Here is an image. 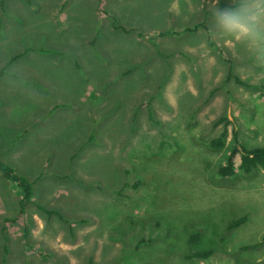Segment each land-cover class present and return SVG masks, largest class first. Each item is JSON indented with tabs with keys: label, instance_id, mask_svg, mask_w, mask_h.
I'll list each match as a JSON object with an SVG mask.
<instances>
[{
	"label": "rangeland",
	"instance_id": "rangeland-1",
	"mask_svg": "<svg viewBox=\"0 0 264 264\" xmlns=\"http://www.w3.org/2000/svg\"><path fill=\"white\" fill-rule=\"evenodd\" d=\"M233 5L0 0V162L35 189L7 222L0 171V264H264V169L218 174L264 146V61L211 27Z\"/></svg>",
	"mask_w": 264,
	"mask_h": 264
},
{
	"label": "trees",
	"instance_id": "trees-1",
	"mask_svg": "<svg viewBox=\"0 0 264 264\" xmlns=\"http://www.w3.org/2000/svg\"><path fill=\"white\" fill-rule=\"evenodd\" d=\"M198 28V27H197ZM195 29H188V31H196ZM161 36H164L165 33H161ZM4 74L3 71H0V76ZM236 82L242 85H245V83L239 79L235 78ZM223 120H226V118H223ZM228 135V130L225 129L224 132L218 137L211 140L209 143V146L214 151H219L225 147L226 138ZM5 165L0 162V171L3 174V176L8 180L9 183H11L22 194V200L20 201L21 211L20 214L14 218L13 220L7 219V222H19L21 224L25 223V217L23 216L25 213V207L24 204L27 201H32L35 189H34V183L30 182L29 179L16 175L12 170H8V168L4 167ZM261 169H264V146L262 147H255V148H248L245 147L240 140L238 139L237 134L234 136V144L233 147L230 150L229 155L227 156L226 163L224 166L220 167L218 169V174L223 177H233L238 172H242L245 175H251L254 172H257ZM41 210L47 213V210H45L43 207H39ZM247 222V217H241L238 219H234L232 222H230L227 226V232L231 233L234 230L240 228ZM201 233L197 232L195 233L191 240V244H196L198 241H200ZM248 248L244 247V250ZM216 249L209 248L207 250L197 252L189 256L190 259L192 258H198V259H211L217 254Z\"/></svg>",
	"mask_w": 264,
	"mask_h": 264
},
{
	"label": "clouds",
	"instance_id": "clouds-1",
	"mask_svg": "<svg viewBox=\"0 0 264 264\" xmlns=\"http://www.w3.org/2000/svg\"><path fill=\"white\" fill-rule=\"evenodd\" d=\"M211 27L215 35L244 43L264 61V0H234L233 7L214 11Z\"/></svg>",
	"mask_w": 264,
	"mask_h": 264
},
{
	"label": "crops",
	"instance_id": "crops-1",
	"mask_svg": "<svg viewBox=\"0 0 264 264\" xmlns=\"http://www.w3.org/2000/svg\"><path fill=\"white\" fill-rule=\"evenodd\" d=\"M83 24H84V23H81V21H80L78 15H74V16L71 18L70 22H69V25H70V27L72 26L73 31H76V30H82V25H83ZM64 60H66V59H64ZM75 66L77 67V62H75ZM79 66H80V65H79ZM18 196H19V195H18ZM0 210H1V205H0ZM5 210L7 211L6 204H4V206H3V210L1 211L0 214H2L3 212L5 213ZM4 213H3V214H4ZM247 220H248V218H247ZM256 247H257V246H256ZM246 248H247V247H246ZM249 249H250V248H249ZM251 257H252V256H250L249 254L245 257V261H248V262H246V263L251 264V263H250V261H251Z\"/></svg>",
	"mask_w": 264,
	"mask_h": 264
}]
</instances>
